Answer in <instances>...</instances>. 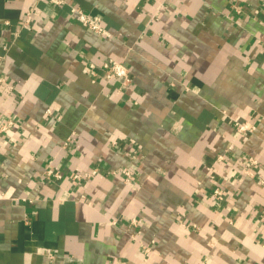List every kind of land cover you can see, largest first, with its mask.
Here are the masks:
<instances>
[{"label":"crops","instance_id":"crops-1","mask_svg":"<svg viewBox=\"0 0 264 264\" xmlns=\"http://www.w3.org/2000/svg\"><path fill=\"white\" fill-rule=\"evenodd\" d=\"M10 119L0 264H264V0H0Z\"/></svg>","mask_w":264,"mask_h":264},{"label":"built area","instance_id":"built-area-1","mask_svg":"<svg viewBox=\"0 0 264 264\" xmlns=\"http://www.w3.org/2000/svg\"><path fill=\"white\" fill-rule=\"evenodd\" d=\"M51 4L55 6H62L68 3V0H48ZM71 13L75 15L81 25L94 31L100 35H108V29L103 25V20L99 15L91 14L80 7L71 6ZM102 70L107 75L108 79H121L124 85H127L131 81V73L127 65L120 60L114 58H109L105 60L102 64ZM15 121L10 119L6 123H3L0 128V132L5 134L7 133L10 126L14 125ZM240 131H244L247 127L236 122ZM223 158V157H222ZM48 176L60 177L61 174L55 172L53 169L47 171ZM214 194L217 197H221L222 191L218 187L215 189Z\"/></svg>","mask_w":264,"mask_h":264}]
</instances>
